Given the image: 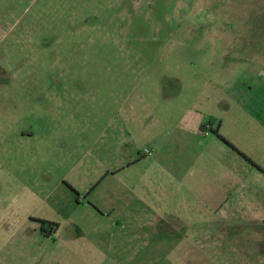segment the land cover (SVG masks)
<instances>
[{"label": "rangeland", "instance_id": "1", "mask_svg": "<svg viewBox=\"0 0 264 264\" xmlns=\"http://www.w3.org/2000/svg\"><path fill=\"white\" fill-rule=\"evenodd\" d=\"M261 71L264 0H0V264L259 256Z\"/></svg>", "mask_w": 264, "mask_h": 264}, {"label": "crops", "instance_id": "2", "mask_svg": "<svg viewBox=\"0 0 264 264\" xmlns=\"http://www.w3.org/2000/svg\"><path fill=\"white\" fill-rule=\"evenodd\" d=\"M259 79H260L259 80L260 86L256 90L255 92L256 94L253 91H250V89H246L244 87H241L240 91L243 99L246 100L245 97L249 98L248 96H253L254 98H252L251 100L255 101L258 105H260L257 109V112H258V116L260 117V123L264 127V71H261V75ZM257 242H258V246H256L257 249L258 248L261 249L260 255L256 257L245 256L246 258L239 261V264H264V236L263 235L261 236V233H260L259 241L257 240Z\"/></svg>", "mask_w": 264, "mask_h": 264}, {"label": "flooded vegetation", "instance_id": "3", "mask_svg": "<svg viewBox=\"0 0 264 264\" xmlns=\"http://www.w3.org/2000/svg\"><path fill=\"white\" fill-rule=\"evenodd\" d=\"M44 222L52 223V222L49 221V220H41L40 223H41L43 229L47 227V228H51V229L54 230V227H55V224H54V223H52V224H46V223H44Z\"/></svg>", "mask_w": 264, "mask_h": 264}, {"label": "trees", "instance_id": "4", "mask_svg": "<svg viewBox=\"0 0 264 264\" xmlns=\"http://www.w3.org/2000/svg\"><path fill=\"white\" fill-rule=\"evenodd\" d=\"M203 129H204V125H201L200 130L202 131ZM239 154H241V156L244 159H246L247 161H249L252 164V162L249 159H247V157L244 154H242V153H239ZM145 156H146V154H145ZM44 223H46V224H52V223H48V222H44Z\"/></svg>", "mask_w": 264, "mask_h": 264}, {"label": "built area", "instance_id": "5", "mask_svg": "<svg viewBox=\"0 0 264 264\" xmlns=\"http://www.w3.org/2000/svg\"><path fill=\"white\" fill-rule=\"evenodd\" d=\"M144 154L151 155V152H150V150H146Z\"/></svg>", "mask_w": 264, "mask_h": 264}]
</instances>
